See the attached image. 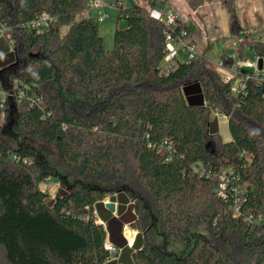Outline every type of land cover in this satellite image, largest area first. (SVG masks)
<instances>
[{
	"label": "trees",
	"instance_id": "1",
	"mask_svg": "<svg viewBox=\"0 0 264 264\" xmlns=\"http://www.w3.org/2000/svg\"><path fill=\"white\" fill-rule=\"evenodd\" d=\"M86 1L0 0V39L12 42L11 55L0 58V73L7 75L0 80L16 81L26 93L13 106L6 102L11 122L0 121L6 263L264 264V83L251 79L235 96L206 64V52L169 66L165 23L141 3L118 6L116 19L127 26L114 29L108 49L96 17L77 19ZM43 14L53 20L29 26ZM182 29L188 39L186 22L173 34ZM247 43L264 57V40ZM195 83L202 99L189 101L184 88ZM64 93L81 98L71 103ZM7 124L16 135L56 146L62 164L86 186L60 188L52 198L41 184L61 174L34 150L9 144ZM221 124L228 135L217 150L211 136ZM223 171L228 182L221 192ZM106 196L119 202L116 215ZM130 199L135 217L125 210ZM149 207L165 235L180 244L199 226L209 235H195L187 256H177L146 235ZM128 222L139 230L132 247L123 234ZM107 240L115 251L105 247Z\"/></svg>",
	"mask_w": 264,
	"mask_h": 264
},
{
	"label": "rangeland",
	"instance_id": "2",
	"mask_svg": "<svg viewBox=\"0 0 264 264\" xmlns=\"http://www.w3.org/2000/svg\"><path fill=\"white\" fill-rule=\"evenodd\" d=\"M108 1L109 3H111V1L113 0H108ZM122 2H124L125 4H130L129 0H122ZM103 11L105 13H109L110 16H108L106 19L99 22L98 29H99L100 34L105 39L106 47L108 49H111L113 48V45H114V29L116 27L123 29V28H126L127 26V22L124 18H120L118 20L116 19L117 9L106 7L103 10L101 8H89L87 6L85 11L81 15H79L77 19L82 18L84 16H92V17L97 18L99 13ZM252 12L254 14L253 15L254 22L252 21L251 28L249 29V31H251L252 33H255L254 35L259 34L260 39H257V40H264V28H263L264 9L262 7V0L254 1ZM64 31H66V28H63V32ZM11 51H12V47L10 46L9 42L5 38L2 37L0 39V58L9 57L11 55ZM203 52L205 53L206 50H204ZM243 57L255 59L256 54L252 46H248V47L247 45L245 46ZM0 76L3 77L4 79H7L6 72L0 73ZM0 82L2 83V90H0V101L4 99L7 102L11 103V105L13 106L14 100L17 101V99L18 100L20 99V102L21 100H23V98H20L21 95L16 88V85H17L16 81L9 86H7L8 85L7 82L3 83V81L1 80ZM192 92L194 93L191 94ZM184 93L189 101H193V100L200 101L202 99V89L199 83L192 84L189 88H184ZM64 95L67 97V99L71 103H75L77 99L81 98V95L79 93H76L74 95L64 93ZM11 108L12 107H10L9 105V108L7 110V116L4 119V121L8 120L7 123L11 122L10 120H12V117L14 115ZM216 121H218L219 123L218 119ZM9 125L5 129V136H4L9 144H11L12 146L23 145L29 149L34 150L35 152L38 153L40 161L45 167L53 171L59 172L61 174L62 176L61 179L51 178L45 181V183L44 182L42 183V188L44 190H47L52 198L57 194L60 188L69 189V188H78V187L86 186L87 182L83 178L73 174L72 172H70V169H68L62 164V161L60 158V152L56 146L51 145L47 142L38 141L30 136L23 137L20 135H16L12 132ZM221 125L222 126L217 127L218 134H214L213 136H211L212 146L213 148L217 150L221 149L220 146L222 142H224L227 139V135H228L227 126L224 124H221ZM45 150L48 151L50 155H46ZM104 201L110 202L111 201L110 196H106ZM130 203L131 205L129 209L131 211V214L133 216L135 214L136 216L135 210L132 209L133 200L130 199ZM114 213H116V211ZM146 213H147L146 224L148 225L146 235L149 237L151 241L155 242L156 244L165 246L170 252H172L173 254L177 256H180L183 258L187 256L194 242L195 235L199 233L205 236L209 235L207 229L204 226H199L198 228L195 229L194 234L190 237L189 241L186 244H180L176 242L175 240L168 238L165 235V233L162 231L160 221L155 217L150 207L147 208ZM127 225L131 227V222L127 223ZM131 228L133 229L135 233L139 231L135 227H131ZM0 264H7L4 259V252H2V249L0 251Z\"/></svg>",
	"mask_w": 264,
	"mask_h": 264
},
{
	"label": "crops",
	"instance_id": "3",
	"mask_svg": "<svg viewBox=\"0 0 264 264\" xmlns=\"http://www.w3.org/2000/svg\"><path fill=\"white\" fill-rule=\"evenodd\" d=\"M129 1L130 4L146 5L154 16L165 18L168 13H173L180 22H186L191 27L188 40L202 52L206 50L208 59H226L240 53L242 43L260 39L259 34L254 35L249 31L254 17L252 7L255 0H199L197 6L192 5L190 0ZM248 46L252 45L247 43ZM110 200L115 203L117 213L119 202ZM107 202L109 201H104L105 206ZM128 204L125 205V210L131 214ZM116 213L113 212L114 215Z\"/></svg>",
	"mask_w": 264,
	"mask_h": 264
},
{
	"label": "built area",
	"instance_id": "4",
	"mask_svg": "<svg viewBox=\"0 0 264 264\" xmlns=\"http://www.w3.org/2000/svg\"><path fill=\"white\" fill-rule=\"evenodd\" d=\"M87 6L89 8H101L105 9L113 8L117 9L119 5H127L122 0H113L109 3L108 0H87ZM110 16L109 13L100 12L97 19L102 21ZM160 17V16H159ZM161 18V17H160ZM166 26L165 35H166V56L165 62L169 63L172 60L177 58L180 59H187L191 60L196 58L202 51L197 49L194 43L190 42L185 36L186 30H181V35L177 36L173 34V30L179 26L181 23L177 16L173 13H168L165 18H161ZM53 17L49 14H43L40 19L32 20L29 23V26L38 27L41 25H46L48 22L52 21ZM3 35V29L0 30V36ZM10 44L12 42H9ZM12 45V44H11ZM232 56V62L228 65L225 62V59L222 58H215V59H207L206 64L211 68L217 70L223 79V82L230 84L231 92L237 96L240 93H245L247 83L251 79H256L264 83V57L257 56L255 59L251 58H244L242 54L238 53ZM261 61V65H260ZM170 66V65H169ZM0 90H2V83L0 82ZM21 95L20 98H25L26 93L24 90L18 91ZM20 100V99H19ZM34 101V100H33ZM5 102V104H4ZM6 100L0 101V121H4L5 117L7 116V109H6ZM227 121V119L225 118ZM228 182V177L226 171H223L220 182L219 188L221 192L226 188ZM124 235L127 241V246L132 247L136 233L133 229L125 225L124 226ZM105 247L110 251H115L116 248L114 245L107 240L105 243Z\"/></svg>",
	"mask_w": 264,
	"mask_h": 264
},
{
	"label": "water",
	"instance_id": "5",
	"mask_svg": "<svg viewBox=\"0 0 264 264\" xmlns=\"http://www.w3.org/2000/svg\"><path fill=\"white\" fill-rule=\"evenodd\" d=\"M260 65H261V61H260ZM106 207L111 210L112 212H115L116 211V206H115V203L113 202H107L106 203Z\"/></svg>",
	"mask_w": 264,
	"mask_h": 264
}]
</instances>
